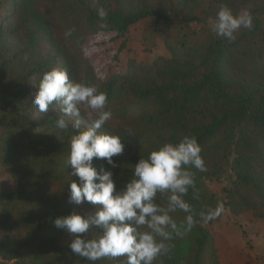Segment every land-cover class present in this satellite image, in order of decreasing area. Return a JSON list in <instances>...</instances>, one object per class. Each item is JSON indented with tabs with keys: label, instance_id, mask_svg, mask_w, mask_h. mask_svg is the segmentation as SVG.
Returning a JSON list of instances; mask_svg holds the SVG:
<instances>
[{
	"label": "trees",
	"instance_id": "16d2710c",
	"mask_svg": "<svg viewBox=\"0 0 264 264\" xmlns=\"http://www.w3.org/2000/svg\"><path fill=\"white\" fill-rule=\"evenodd\" d=\"M222 5L234 13L247 8L253 28L241 29L228 41L203 27L195 45L144 64L122 63L112 53L108 68L96 70L83 55L91 36L114 34L115 39L148 17L153 25L172 17L204 24L214 20ZM101 7L108 13L104 20L97 14ZM261 65L264 0H0V166L15 184L11 191H0L1 264H91L71 251L72 237L53 224L73 211L90 214L101 207L69 203V183H79L67 166L76 130L56 127L62 115L58 106L40 114L34 104L32 83L54 67L107 93L106 110L117 124H105L100 131L119 135L125 148L113 157L115 168L103 159L94 158L93 164L97 170L111 169L118 188L130 179L139 158L159 144L197 138L207 171L195 172L198 198L191 189L185 197L196 224L174 237L169 252L154 264H222L209 229L214 220L204 223L200 217L221 202L205 182L218 178L230 161L233 179L224 189L225 206L234 215L264 218ZM157 202L166 205V194H158ZM173 215L179 221L185 213ZM124 259L103 258L95 264H124Z\"/></svg>",
	"mask_w": 264,
	"mask_h": 264
},
{
	"label": "clouds",
	"instance_id": "9594fccd",
	"mask_svg": "<svg viewBox=\"0 0 264 264\" xmlns=\"http://www.w3.org/2000/svg\"><path fill=\"white\" fill-rule=\"evenodd\" d=\"M97 14L101 20L108 15L102 7ZM100 27L107 25L101 23ZM210 27L218 37L234 41L241 29L253 28V16L249 10L234 13L222 5ZM72 31L69 29L66 35ZM32 84L36 88L34 104L38 113L58 106L62 115L56 120V127L66 131L71 126L76 130L70 139L67 166H71L79 183H69V203L101 206L90 214L73 211L57 217L54 226L72 237L71 251L91 264L103 258H125L124 264H154L169 252V242L174 237L183 236L196 224L192 205L185 197L191 189L194 198H198L195 172L207 171L197 138L184 136L176 142L159 144L147 157L139 158L130 179L118 188L111 169L97 170L93 164L94 158L103 159L115 168L113 157L120 156L125 148L119 135L100 131L112 118L111 111L106 110L107 93L98 91L95 85L71 80L66 69L56 67ZM81 107L89 110L91 119L83 130L79 119H67L79 117ZM158 194H166V205L157 202ZM224 211L225 203L221 201L215 208L201 212L200 217L208 223ZM177 212L185 213L182 220L174 218ZM94 227L100 231L90 236Z\"/></svg>",
	"mask_w": 264,
	"mask_h": 264
},
{
	"label": "rangeland",
	"instance_id": "374dc122",
	"mask_svg": "<svg viewBox=\"0 0 264 264\" xmlns=\"http://www.w3.org/2000/svg\"><path fill=\"white\" fill-rule=\"evenodd\" d=\"M94 2L92 0V4ZM243 10L247 8H242L239 12ZM211 23V20L204 24L185 23L181 17H172L163 24L153 25L152 18L148 17L131 25L124 35L115 39L114 34L89 37L83 46V55L92 61L96 70L108 68L112 53H116L122 63H149L157 55L169 58L172 50L195 45L199 30L203 27L211 29ZM257 69H264V65ZM88 111L81 107L80 116L70 118L79 119L82 126H89L91 119ZM106 124L115 126L117 120L111 118ZM229 163L230 161L218 178L205 182L206 188L222 202L225 201L224 189L233 179ZM14 187L9 173L0 166V191H11ZM81 215L86 213L82 212ZM209 229L217 238L222 264H264V218H253L249 214L234 215L225 206L224 213L210 224ZM96 230L94 227L89 235L95 234Z\"/></svg>",
	"mask_w": 264,
	"mask_h": 264
}]
</instances>
